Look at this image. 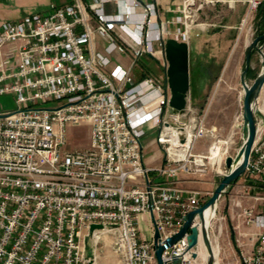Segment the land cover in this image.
<instances>
[{"label":"built area","instance_id":"1","mask_svg":"<svg viewBox=\"0 0 264 264\" xmlns=\"http://www.w3.org/2000/svg\"><path fill=\"white\" fill-rule=\"evenodd\" d=\"M238 2L247 5L246 16L264 6L173 0L161 16L159 0H91L87 7L75 0L0 23V94H14L16 103L0 112V264H92L87 246L104 229L114 233L123 264H157L154 231L163 242L205 201L179 185V174L205 170L207 155L192 147L207 130L185 107L169 105L168 84L146 72L136 78L134 69L145 55L164 60L167 25L175 27L171 38L183 41L204 9ZM113 54L127 64L112 63ZM257 103L248 189H264V102ZM84 122L88 145L68 148L69 128ZM144 128L155 130L153 141L164 150L159 165L144 161ZM251 196L263 207L240 205L237 212L236 227L256 228L250 248L239 242L240 264H264V194ZM144 213L150 237L140 232ZM91 223L102 227L90 230ZM186 233L162 251L168 264L174 255L186 262L196 250H186Z\"/></svg>","mask_w":264,"mask_h":264},{"label":"rangeland","instance_id":"2","mask_svg":"<svg viewBox=\"0 0 264 264\" xmlns=\"http://www.w3.org/2000/svg\"><path fill=\"white\" fill-rule=\"evenodd\" d=\"M263 9L264 7H258L246 16L247 5L241 2L236 3L233 8L221 4L214 8H206L198 14L186 40H183L189 47V87L184 111H189L188 115L194 117L195 123L202 119L207 130L206 134L195 141L192 151L209 156L210 145L219 149L216 150L217 154L213 163L207 158L203 172L181 171L179 185L197 190V195L204 200L211 195L215 185L226 171L225 157L235 155L244 137L242 131L243 87L240 72L244 67V53L247 46L257 34H262L259 30L257 31V26L261 22ZM17 18L16 15L2 16V21ZM174 28L172 25H167L164 39L171 38ZM166 67L165 58L162 60L145 55L138 60L134 77L138 78L142 72H146L167 84ZM260 69V57L253 52L250 68L245 77L246 82H252ZM169 93L168 87L165 94L169 95ZM258 102L259 104L264 102V84L258 95ZM51 104L54 102L44 103V105ZM15 107L14 94H0V112L12 110ZM255 115H257L256 112ZM89 128L86 122L71 126L68 131L67 147L85 148L88 145ZM144 130L145 134L142 138L144 161L147 162L149 153L155 150L158 156L152 157L147 165H159L163 162L164 150L153 141L155 130L147 128ZM252 179L243 172L218 199L215 216L209 227L218 264H240L239 242H245L244 247L250 248L256 239V235L252 233L256 231L255 227L245 223L240 224L239 228L236 227L241 219V216L237 214L240 205H253L254 212L260 211L263 207V200L261 198L256 200L251 195L256 193L262 195L264 189L246 187V183L252 182ZM149 221L148 216V224ZM239 230L250 233L239 234ZM99 235L114 239V233L107 229L102 230ZM99 246L102 245L99 243L88 245L87 251L92 252L91 248L95 249ZM103 246L110 247L108 244ZM201 246L198 247L199 250L196 248L199 255L190 257L183 264H205L204 257L200 255V250L204 249L202 244ZM118 257L120 258V255Z\"/></svg>","mask_w":264,"mask_h":264},{"label":"water","instance_id":"3","mask_svg":"<svg viewBox=\"0 0 264 264\" xmlns=\"http://www.w3.org/2000/svg\"><path fill=\"white\" fill-rule=\"evenodd\" d=\"M256 52L260 57L261 69L257 72L252 82H246V74L250 68L252 53ZM164 58L167 62L166 79L169 87V105L181 110L186 104V95L189 87V47L188 43L178 41L174 38H167L164 41ZM240 81L243 87L242 97V131L243 140L234 156L225 157L226 171L215 185L211 195L197 207L189 210L179 230L167 236L163 242H158L159 232L154 231L153 241L155 245V257L157 264H168L162 257L165 247L171 246L177 239L186 232V250L198 245L199 241L205 250V264H218L209 227L215 216L217 202L226 188L234 182L245 170L248 162L250 149L256 134L255 112L257 111V99L264 84V33L257 34L247 46L244 53V67L240 72ZM264 134V128H263ZM211 207V213L206 221L204 211ZM95 227H102L100 223H91L90 230ZM191 257H196V250L190 251ZM181 255H174L170 264H183Z\"/></svg>","mask_w":264,"mask_h":264},{"label":"crops","instance_id":"4","mask_svg":"<svg viewBox=\"0 0 264 264\" xmlns=\"http://www.w3.org/2000/svg\"><path fill=\"white\" fill-rule=\"evenodd\" d=\"M75 0H0V23L2 22V16H18L17 19L21 18L23 15L31 13V12H45L48 10V6L51 3L55 4H68ZM84 6H88L91 0H78ZM148 2L152 0H146ZM173 0H159V3L162 7L161 16L166 15L163 13V9L166 8L167 5L171 4ZM106 11L112 12L114 11V4H107ZM14 19V20H17ZM260 28V29H259ZM259 30L260 33L264 32V21L260 24L258 23L257 31ZM105 42L97 37L96 38V49L98 51H103ZM112 63H121L125 66L128 62L127 58H124L118 54H113L111 56ZM215 148H212V153L214 152ZM158 156L157 151L153 150L148 155L147 162L152 160V157ZM147 162H145L147 164ZM249 182L246 183L248 185ZM139 228L141 235L144 237L151 236V229L149 228L148 224V215L146 213L142 214V218L139 221ZM256 229V228H255ZM102 246L98 248H91L93 251L88 252L93 255V263L92 264H123L121 257H118V253L114 249V239H108L107 237L100 236L98 238V242ZM108 244L110 247H104L103 245ZM214 246V245H213ZM231 253V252H230Z\"/></svg>","mask_w":264,"mask_h":264},{"label":"bare ground","instance_id":"5","mask_svg":"<svg viewBox=\"0 0 264 264\" xmlns=\"http://www.w3.org/2000/svg\"><path fill=\"white\" fill-rule=\"evenodd\" d=\"M186 144H187V142H186ZM214 147H216V146H212V147H210V152H211V154L209 155V156H207L208 158H209V160H210V162H214V158L216 157V154H217V152H216V150H218L219 148H215V151L214 152H216V154H213L212 153V148H214ZM199 163H201V160H199L198 161ZM210 213H211V207L209 206V207H207L206 209H205V211H204V217H205V219H206V221H207V219H208V217H209V215H210ZM199 246H201V241H199V243H198V245H197V249L199 250ZM202 247V246H201ZM217 249V248H216ZM216 254V253H215ZM199 255V254H198ZM200 255L202 256V257H204V259H205V255H206V253H205V250L202 248L201 250H200Z\"/></svg>","mask_w":264,"mask_h":264},{"label":"trees","instance_id":"6","mask_svg":"<svg viewBox=\"0 0 264 264\" xmlns=\"http://www.w3.org/2000/svg\"><path fill=\"white\" fill-rule=\"evenodd\" d=\"M263 21H264V9H263V11H262V16H261V22H260V24H261Z\"/></svg>","mask_w":264,"mask_h":264},{"label":"flooded vegetation","instance_id":"7","mask_svg":"<svg viewBox=\"0 0 264 264\" xmlns=\"http://www.w3.org/2000/svg\"><path fill=\"white\" fill-rule=\"evenodd\" d=\"M261 7H264V6H261Z\"/></svg>","mask_w":264,"mask_h":264}]
</instances>
